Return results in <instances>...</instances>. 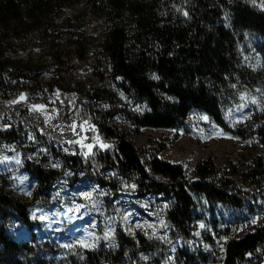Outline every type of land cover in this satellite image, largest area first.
<instances>
[{
  "label": "trees",
  "instance_id": "16d2710c",
  "mask_svg": "<svg viewBox=\"0 0 264 264\" xmlns=\"http://www.w3.org/2000/svg\"><path fill=\"white\" fill-rule=\"evenodd\" d=\"M25 43L45 50L54 66L74 58L88 67L89 84L73 85L78 99L72 106L65 99L61 112L67 120L97 122L116 143L94 147L90 157L75 144L66 145L71 156L56 148L55 168H28L36 182L29 200L7 192L10 181L0 175V264H162L169 251L171 264H241L263 247L264 227L230 240L216 261L185 242L202 199L235 209L264 202V0H0V91L19 83L31 94L40 88L43 62L13 58ZM241 94L256 101L244 121L231 126L226 113L243 103ZM7 107L32 131L33 144L58 147L71 138L41 125L22 104ZM194 110L234 137L237 151L227 167L208 158L189 173L154 154L147 160L124 130L171 129ZM117 115L122 124L111 125ZM16 138L13 127L0 125V143ZM65 171L100 189L105 214L115 218L107 239L99 232L92 250L57 261L39 254L47 247L34 234L22 242L8 229L15 223L32 233L39 224L29 217L32 208H61L53 184ZM124 192L135 193L133 205L151 222L170 225L167 238L157 241L119 223L115 200Z\"/></svg>",
  "mask_w": 264,
  "mask_h": 264
},
{
  "label": "rangeland",
  "instance_id": "374dc122",
  "mask_svg": "<svg viewBox=\"0 0 264 264\" xmlns=\"http://www.w3.org/2000/svg\"><path fill=\"white\" fill-rule=\"evenodd\" d=\"M90 23L87 30L93 25ZM23 45L24 48L13 58L23 62L42 61L47 70L38 77L41 86L36 93L31 94L30 86L22 88L21 83L0 91V125L3 124L5 129L13 127L17 137L14 141L0 143V175L10 181L5 188L7 192L17 198L29 200L36 182L30 176L28 168L36 164L41 168H55L58 162L52 160L53 150L58 148L62 153L71 156L74 152L66 145L75 144L85 157H90L94 147L105 150L116 143V140L104 137L103 132L97 130V122L81 117H71L72 120H67L61 112L63 107L60 105H65V99L69 106L78 99L72 94L73 85L89 84L88 67L74 58L69 61L65 59L62 64L54 66L47 52L37 44ZM47 84H50L51 92ZM21 94H24V99L20 98ZM13 101L16 102L12 103ZM255 101L254 95L244 94L243 103L226 113L230 125L242 123L248 115L250 103ZM16 104H22L44 127L61 135L68 132L71 138L64 139L58 147L50 142L42 143L43 146L33 144L32 131L18 123L9 112L10 108L7 106ZM32 105L44 107L38 111L33 109ZM122 121V116L117 115L110 124H122ZM124 130L129 131L130 141L144 152L147 160L150 154H154L165 162L181 165L189 173L195 170L198 163L208 158L221 167H227L226 160L230 158L231 153L237 151L234 137L210 121L207 114L196 110L192 111L183 123L171 129L145 127L135 133L129 126H125ZM101 144L109 147L102 148ZM61 175L60 181L53 184L55 199L61 208L55 206L50 212L42 208H32L29 217L39 223L34 225L33 232L13 223L8 229V234L17 235L16 239L22 242H27L34 234L36 241L46 243L47 248L39 252L42 257L57 261L66 258V261H72L80 252L90 251L95 247L99 232H102V235L111 233L115 216L105 214L102 199L104 193L93 183L81 178L74 180L69 177L67 171ZM84 193L91 195L85 197ZM115 203L117 219L129 232L140 231L157 241L168 237L170 225L161 219L154 222L147 219L145 214L133 205L139 203L135 193H121ZM201 203L203 207L194 210L198 217L193 220L191 237L185 243L190 249L209 253V259L212 257V261L220 259L225 245L230 240H238L247 233L254 232L256 228L264 227L262 200L258 203L249 201L246 207L240 209L220 203L210 204L205 199H202ZM142 204L141 207H144ZM177 243H181L179 239ZM69 244L71 247H65ZM52 247L58 250H50ZM262 253L264 245L256 251L253 258L249 256V260L241 264H264V259L260 258ZM172 255L173 252L169 251L167 260L162 264H171L169 261ZM208 263L214 264L211 261Z\"/></svg>",
  "mask_w": 264,
  "mask_h": 264
},
{
  "label": "snow or ice",
  "instance_id": "6c2138e0",
  "mask_svg": "<svg viewBox=\"0 0 264 264\" xmlns=\"http://www.w3.org/2000/svg\"><path fill=\"white\" fill-rule=\"evenodd\" d=\"M185 15H187V13H185ZM21 99H24L25 97H24V94H21V97H20ZM241 99L243 100L244 99V95L243 94H241ZM16 101H13L12 103H15ZM243 105H241V107H242ZM44 106H42V105H32V108L33 109H36V110H40V109H42ZM137 110H140L139 109V107L137 108ZM204 119H207V117H204ZM102 148H107V147H109V145H105V144H101L100 145ZM87 155V154H86ZM85 197H89L91 194L90 193H84L83 194ZM41 219H43V217H41ZM255 221H253V223H254ZM202 227H203V225H201ZM107 236H108V233H106L105 234V239H107ZM65 247H71V245L69 244V245H65Z\"/></svg>",
  "mask_w": 264,
  "mask_h": 264
}]
</instances>
